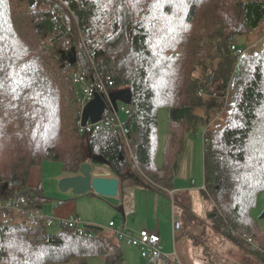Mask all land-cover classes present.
I'll return each mask as SVG.
<instances>
[{
  "label": "trees",
  "instance_id": "1",
  "mask_svg": "<svg viewBox=\"0 0 264 264\" xmlns=\"http://www.w3.org/2000/svg\"><path fill=\"white\" fill-rule=\"evenodd\" d=\"M31 1L0 0V201H24L23 211L0 209V264H87L91 257L122 263L120 240L103 228L61 225L54 234L43 217L30 216L44 215L52 201L30 186L32 167L59 162L69 177L91 162L107 166L124 190L139 182L171 191L187 142L201 127V193L212 202L213 227L237 245L251 239L243 241L264 264V230L250 214L264 190V46L242 61L235 55L238 38L264 27V0ZM47 20L53 32L42 26ZM73 48L71 65L62 52ZM78 72L90 80L97 73L110 93L132 94L123 122L129 146L113 127L81 133ZM161 107L168 108L169 130L158 167ZM215 111L221 123H212ZM173 203L184 221H201L188 197Z\"/></svg>",
  "mask_w": 264,
  "mask_h": 264
},
{
  "label": "rangeland",
  "instance_id": "2",
  "mask_svg": "<svg viewBox=\"0 0 264 264\" xmlns=\"http://www.w3.org/2000/svg\"><path fill=\"white\" fill-rule=\"evenodd\" d=\"M33 1L35 2V0ZM236 45L237 48H235V55L237 56V59L239 61H242L244 59V56L248 52H261L264 46V27L256 32L249 33L241 38H238V40L236 41ZM206 61L209 60H204V62ZM198 76L199 75H197L196 77ZM74 84L76 86L78 85L76 83ZM93 85H95V83H93ZM78 89L80 90V87H78ZM202 95L205 96V93H203ZM209 98L210 97H206V99ZM225 101H228V96H226ZM126 109V105L122 101H118V117L124 123L128 118ZM222 116V113H218V111L213 112L211 115L212 123H221L223 118ZM168 130L169 111L168 108L161 107L158 109V131L160 136V145L164 144L165 139L168 136ZM203 132L204 128H199L197 132L198 135L190 138L187 142V145H190V140L195 141L196 139H198L199 141H201ZM62 172V165L59 162L44 161L42 162V164L32 167L29 176V184H31L32 186L41 187L44 191V194L52 200L65 201L68 198V192L64 193L59 189V177L62 175ZM95 174L97 173L95 172ZM202 182L203 180L201 181V183ZM137 194L138 217L132 215L127 216V223L125 222L124 216L120 211L116 209L112 210V207L109 204L96 201L95 199L89 200V198L78 197L77 211L80 215L87 212L89 214L98 216V219H100V223L96 224V226L103 228L105 233L107 234V231L110 232V221L116 223V227L120 229L124 227L131 229L135 225L136 227L140 228L142 224H149L150 226H152L154 223L157 226L159 221L160 223L162 222L160 225L162 227V230L164 231L162 232L164 243L162 242L161 253L168 256L172 251H175V248H177L178 264L179 262H181L182 264H260V262L251 254V252H249V248L245 242V239L241 238V240H239L240 245H237L236 243L217 233L210 218V214L213 210L212 202L202 198L199 190L194 194V207L193 210L191 208V211L192 213L193 211L195 213V211L201 209L200 211L203 214L200 217H197L201 221L190 220L186 222L182 219V224L185 228L177 232H173L172 224L167 225L166 221L168 220L164 219L162 215L161 217L155 218V215H153L155 203L151 202L150 204L151 206L153 204V209L149 213V216H146L145 212L144 214L141 213L142 217L139 216L140 208L143 207V209L145 210L146 204L145 202L143 203V201H145V197L142 195V192L139 190ZM20 201L21 199H19L17 202ZM0 203L5 204L4 201H0ZM52 207L54 206L50 204V202L43 207L44 216L54 217L52 216ZM263 213L264 190L258 193L256 204L250 211L252 218L257 222L258 228L262 230H264V217H262ZM182 214V209L179 205H177L175 209V215L177 217H180V215ZM194 215L196 216L197 214ZM170 217L171 223L172 215ZM124 222L128 224V226H125ZM61 228V224L59 222H55L54 225L49 228V232L56 234L61 231ZM247 243L250 244L248 241ZM175 245H177V247H175ZM128 252V248L123 249L125 260L128 258ZM141 259L139 257V259H136L135 262L138 264H148L147 259H143L142 257ZM87 264H105V261L101 257H91L88 260ZM119 264L127 263L122 262ZM129 264H131L130 261Z\"/></svg>",
  "mask_w": 264,
  "mask_h": 264
},
{
  "label": "crops",
  "instance_id": "3",
  "mask_svg": "<svg viewBox=\"0 0 264 264\" xmlns=\"http://www.w3.org/2000/svg\"><path fill=\"white\" fill-rule=\"evenodd\" d=\"M167 138L165 139L164 144L160 145V136H159L158 148L156 149V153L154 156L155 164L158 167H162L164 164L165 145L167 142ZM189 144H190L189 146L187 145L188 146L187 151L185 150V153L180 163V167L173 180V183H172L173 189L171 191L161 190L158 187L157 189H152V187L146 185L145 183H139V182L134 183V184L130 183L129 186L125 190L121 188L120 190L121 197L122 195L127 193L128 189L131 190L132 192V195L134 197L133 198V202H134V212L133 213L128 214V215L125 213V211L121 207L122 200H120V196L117 199H109V198L98 196L94 193H90L87 195L74 197L71 192H68V198L65 201L52 200L50 202V204L54 206L52 207V216H54V218L57 220L56 222H58V220L60 219L74 217L76 220L80 221L81 226L83 225L96 226V224L100 223V219H98V216L89 214L87 212L80 215L77 211L78 197H85V198H89V200L95 199L96 201L105 202L109 204L112 207V210L116 209L122 213V215L124 216L125 222L127 223V216L132 215V216L138 217V210H137L138 194L137 193L140 190L142 192V195L145 197V201H143V203L145 202L146 207H145V210L143 209V207L140 208L139 216L142 217L141 213L144 214V212L146 216H149V213L153 209L152 207L153 204L152 206L150 205L152 202V203H155L154 209H153V215H155V218L161 217L162 215L164 219L168 220V221L165 220L167 225L172 224V228H173L174 218L178 219L182 225L183 216L180 215V217H177L175 215V209L177 205L175 206L173 202L176 203V201H181L183 197H188L190 199V204L193 210L194 200H195L194 194L196 191L199 190L200 195L202 196L201 190H203V186H204V152H205L204 135L201 141H199L198 139H196L195 141L190 140ZM95 168H97L95 170L97 175L99 174L100 176H104V177H108V176L114 177L113 174L111 173V170L107 166H95ZM64 177L66 176L62 172V175L59 177V181ZM202 180L203 182L201 183ZM30 186L32 185L30 184ZM32 187H39V186H32ZM200 210L198 209L197 211H195V213L193 211L194 214H197L196 217H200L203 214ZM171 215H172V222L170 223ZM125 222H124V225L128 226V224H126ZM110 223H114V222L110 221L109 225ZM161 223L159 221L157 226L155 225V223L152 226H150L149 224L147 225L142 224L140 228L136 227V225L133 228H131L130 226L131 228L130 230H134L136 232L146 230L151 233L158 234L161 237L162 242L164 243V240H163L164 238L162 236V232L164 231L162 230V227L160 225ZM107 232L108 234L113 235V231L111 229H110V232L109 231ZM173 232H174V229H173ZM119 244L121 245L122 252L124 248H128L129 250L127 254L128 258L125 260V256H124L123 262H126L127 264H129V261H130L131 264H138L135 262V260L139 259V257L141 259L140 250L134 247H129L123 243H119ZM175 247H177V245H175ZM172 254H176L178 257L177 248H175V251H172L170 255Z\"/></svg>",
  "mask_w": 264,
  "mask_h": 264
},
{
  "label": "built area",
  "instance_id": "4",
  "mask_svg": "<svg viewBox=\"0 0 264 264\" xmlns=\"http://www.w3.org/2000/svg\"><path fill=\"white\" fill-rule=\"evenodd\" d=\"M76 1V0H75ZM74 83L78 84L80 87V92H81V103L83 108L87 103H89L93 98L95 93H100L104 95L105 101L107 102L108 105V110L105 112L106 113H111L112 118L105 120L104 116L102 121H100L97 124H92L90 122L87 123L86 126L81 125V133L83 134H96V132L101 129V128H116L121 132V135L123 136L126 144L129 146V139H128V134L129 131L125 127L124 123L119 119L118 117V110L116 111L115 108L113 107L109 95L110 92L107 90V88L104 85V82L101 80L99 75L95 73L91 80L85 77L81 72H78L74 77H73ZM95 83V85H93ZM127 114L130 113L128 109H126ZM104 114V115H105ZM203 189L205 187L203 186ZM133 195L131 190H127V193L120 196V200H122L121 207L125 211V213L131 214L134 212V202H133ZM24 203L23 199H21L20 202L12 203V202H5V204L0 203V209H13L16 211H23V208L21 205ZM30 216L35 217H43L47 226L52 227L54 223L57 221L54 217H47L44 215H41L40 213L36 212H31ZM58 222L61 225H64L66 227L70 228H77L81 227V223L79 220H76L74 217L71 218H66V219H60ZM109 228L113 231V234L120 240L121 243L129 246V247H134L140 250L141 252V257L143 259L147 260H152L155 257H157L158 261L157 264H165V261H169L172 264L177 263L178 264V257L176 254L172 255H163L161 253L162 249V239L158 234L151 233L149 231L143 230V231H133L127 228H117L115 223H110ZM173 229L174 232L180 231L181 229V223L178 219L174 218L173 222ZM245 239L248 240L249 243H252V240L249 239L248 237L245 236ZM179 264H182L179 262Z\"/></svg>",
  "mask_w": 264,
  "mask_h": 264
},
{
  "label": "water",
  "instance_id": "5",
  "mask_svg": "<svg viewBox=\"0 0 264 264\" xmlns=\"http://www.w3.org/2000/svg\"><path fill=\"white\" fill-rule=\"evenodd\" d=\"M34 4V1H31ZM42 26L53 32L54 27L50 20L45 21ZM64 61L71 65L77 63V53L75 48L69 52H62ZM110 101L118 110V101H122L126 105H130L132 101V94L130 92H113L109 95ZM108 110V105L105 101L104 95L95 93L94 98L85 105L81 115V125L84 127L88 122L97 124L102 121L105 112ZM95 166L91 162H85L81 165L80 174L77 176L64 177L59 182V189L61 192H71L73 196H82L94 193L98 196L117 199L120 196L121 181L117 177H104L95 174ZM8 185H6V188ZM215 214H210V218H215Z\"/></svg>",
  "mask_w": 264,
  "mask_h": 264
},
{
  "label": "clouds",
  "instance_id": "6",
  "mask_svg": "<svg viewBox=\"0 0 264 264\" xmlns=\"http://www.w3.org/2000/svg\"><path fill=\"white\" fill-rule=\"evenodd\" d=\"M111 94V93H110ZM107 103V102H106Z\"/></svg>",
  "mask_w": 264,
  "mask_h": 264
}]
</instances>
